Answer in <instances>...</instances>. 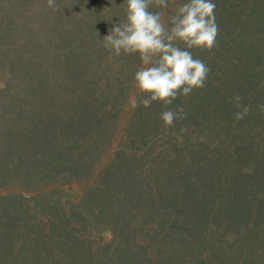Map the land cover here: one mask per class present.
Returning a JSON list of instances; mask_svg holds the SVG:
<instances>
[{"label": "trees", "instance_id": "16d2710c", "mask_svg": "<svg viewBox=\"0 0 264 264\" xmlns=\"http://www.w3.org/2000/svg\"><path fill=\"white\" fill-rule=\"evenodd\" d=\"M213 2L219 26L216 46L210 51L191 50L210 68L205 85L169 106L173 110L183 106L188 119L166 128L159 118L162 103L153 102L147 109L136 107L130 117L127 148L117 154L135 159L155 155L159 144L167 140L162 137L172 129L182 133V128L205 125L218 131L219 138L206 139L199 153L219 154H208L200 164L204 179L186 185L184 202L200 218L214 212L224 215V209L225 218L237 217L239 233L251 232L264 220V112L257 107L264 104V0ZM116 23L99 21L87 33L82 23L66 16V21L41 27V38L20 42L14 60L1 69L2 76H12L11 82H0L1 163L12 156L19 180L23 175L26 187L34 192L32 196L20 194L22 198L47 199L52 192L49 185L64 176L90 178L113 142L128 94L129 55H113L100 39ZM131 60L136 62L139 57L133 55ZM237 94L242 97L241 108L229 102ZM244 106L251 110L235 120L234 114ZM121 162L114 160L106 167L110 178L116 170L111 168ZM166 174L167 179L190 176L189 172ZM111 183L116 188L115 178ZM101 193L106 192L94 187L90 194L85 192V198ZM71 206V220L68 211L64 209L63 214L74 223L83 210Z\"/></svg>", "mask_w": 264, "mask_h": 264}, {"label": "rangeland", "instance_id": "374dc122", "mask_svg": "<svg viewBox=\"0 0 264 264\" xmlns=\"http://www.w3.org/2000/svg\"><path fill=\"white\" fill-rule=\"evenodd\" d=\"M180 1L169 0L170 7L162 10L166 21ZM121 3L54 0V7H49L48 0H0V82L12 81L11 75H1V69L14 60L20 42L43 36L41 27L70 16L89 33L99 21L120 22L125 17ZM132 56L125 71L129 87L116 136L90 178L61 177L49 185L52 192L47 199L26 200L20 194L34 192L26 187L23 175L19 180L13 157L1 163L0 156L4 183L0 185V264H264V220L257 230L239 233L237 217L225 218L224 209V215L214 212L200 218L186 208V185L204 179L200 164L208 154H219L201 155L200 147L206 139H215L218 131L205 125L190 126L182 133L172 129L162 137L167 140L155 155L135 159L117 154L131 138L132 105L140 94L133 79L141 62H134ZM141 133L148 138L145 130ZM114 160L122 162L111 168L116 170L110 178L106 167ZM166 171L190 176L167 179ZM114 178L116 188L111 183ZM98 186L106 193L85 198L86 191L90 194ZM71 205L83 210L74 223L63 214L68 211L71 220Z\"/></svg>", "mask_w": 264, "mask_h": 264}, {"label": "clouds", "instance_id": "9594fccd", "mask_svg": "<svg viewBox=\"0 0 264 264\" xmlns=\"http://www.w3.org/2000/svg\"><path fill=\"white\" fill-rule=\"evenodd\" d=\"M48 6L54 7V0H48ZM120 6L125 19L100 39L102 46L115 56L123 53L139 57L141 66L134 74L133 84L142 97L132 106L147 109L153 102L162 103L160 120L166 128L174 126L177 120L186 118V112L183 106L175 110L169 106L178 97H188L203 88L210 72L191 50L210 51L216 46V4L213 0H186L175 6L167 21L162 10L170 7L169 0H123ZM241 100L237 94L229 102L241 108ZM257 107L264 112V104ZM250 110L244 106L234 119H243Z\"/></svg>", "mask_w": 264, "mask_h": 264}]
</instances>
